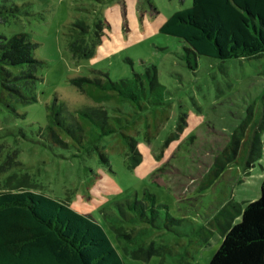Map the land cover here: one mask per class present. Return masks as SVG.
Instances as JSON below:
<instances>
[{"label": "rangeland", "instance_id": "1", "mask_svg": "<svg viewBox=\"0 0 264 264\" xmlns=\"http://www.w3.org/2000/svg\"><path fill=\"white\" fill-rule=\"evenodd\" d=\"M104 2L0 0V35L26 34L38 44L34 56L44 62L37 71L36 100L30 103L11 105L0 72V191L28 189L90 214L125 264H208L227 229L259 197L264 56L196 57L186 44L161 34L162 23L189 8L192 0ZM85 15L91 30L98 20L109 27L94 53L77 59L65 33L70 22ZM94 38L92 31L88 40ZM152 67L163 89L149 94L147 110L137 114L113 97L69 83L72 77L91 76L92 70L118 81ZM55 97L73 115L83 106H95L127 119L134 116V153L120 135L99 144L105 161L95 152L73 157L75 150L46 145L41 134ZM252 126L260 128L262 149L253 159L245 147V136L256 131ZM144 191L166 206L157 209L155 227L121 222L115 202L140 198ZM167 214L179 221L169 224L171 231L163 227ZM138 229L146 231L132 242ZM149 244L155 251L144 260L139 249Z\"/></svg>", "mask_w": 264, "mask_h": 264}, {"label": "trees", "instance_id": "2", "mask_svg": "<svg viewBox=\"0 0 264 264\" xmlns=\"http://www.w3.org/2000/svg\"><path fill=\"white\" fill-rule=\"evenodd\" d=\"M88 19L85 15L70 22L65 33L69 51L77 59L90 57L101 43L103 29L109 27L107 21L98 20L91 30ZM92 31L95 38L89 41ZM159 32L186 44V51L196 57L224 61L264 56V0H192L189 8L168 17ZM37 46L24 33L9 38L0 35L1 88L11 105L36 100L34 89L40 79L37 71L44 63L34 56ZM69 83L89 94L113 97L132 107L135 114L137 110H147L145 101L149 94L158 95L163 89L156 80L154 67L147 68L144 74H135L134 79L118 81L92 70L91 76L72 77ZM49 109V121L41 134L49 147L75 150L73 157L95 152L105 161L99 144L107 137L120 135L134 153L135 140L130 134L134 130V116L128 115L127 119L95 106H83L73 115L57 97ZM177 128L182 126L178 124ZM251 128L256 131L245 136V147L253 159L261 155L262 149L257 133L260 128ZM115 207L121 222L152 227L159 215L157 209L166 208L156 204L149 191H144L140 198L115 202ZM171 223L179 221L167 214L163 227L171 231ZM145 231L133 232L132 242ZM139 250L144 260L155 251L151 244ZM0 264L125 263L90 214L79 213L53 197L19 188L0 191ZM208 264H264V177L258 199L248 203L240 221L227 229Z\"/></svg>", "mask_w": 264, "mask_h": 264}, {"label": "crops", "instance_id": "3", "mask_svg": "<svg viewBox=\"0 0 264 264\" xmlns=\"http://www.w3.org/2000/svg\"><path fill=\"white\" fill-rule=\"evenodd\" d=\"M254 166V165H253Z\"/></svg>", "mask_w": 264, "mask_h": 264}]
</instances>
